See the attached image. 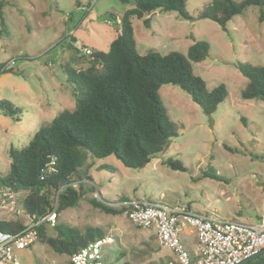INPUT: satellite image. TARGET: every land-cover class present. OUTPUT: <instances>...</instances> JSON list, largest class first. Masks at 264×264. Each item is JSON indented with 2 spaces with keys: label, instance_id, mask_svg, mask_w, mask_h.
Masks as SVG:
<instances>
[{
  "label": "rangeland",
  "instance_id": "rangeland-1",
  "mask_svg": "<svg viewBox=\"0 0 264 264\" xmlns=\"http://www.w3.org/2000/svg\"><path fill=\"white\" fill-rule=\"evenodd\" d=\"M3 3L6 27L0 19V67L15 60L16 72L8 73L9 79L1 78L0 101L11 102L21 114L11 118L0 112L2 176L10 169V148H25L60 112L75 110L66 71L89 67L91 59L83 56L86 48L108 52L118 34L111 15L123 16L131 8L118 0ZM211 3L189 0L185 11L196 18ZM105 16L109 18H102ZM148 18L149 29L144 20L132 19L140 55L151 51L186 54L195 40L205 41L211 55L204 62L192 64L194 74L206 82L208 91L225 85L228 94L208 116L179 87L164 85L159 94L178 136L163 153L136 170L124 167L113 156L89 159L93 180L86 181V193L77 207L62 212L54 225L47 224L46 232L55 236V225L62 223L79 233L94 228L111 235L115 242L110 264H162L169 258L153 231L135 226L125 211L119 215L105 212L91 199L106 206L127 200L163 201L204 216L250 224L264 215V101L241 98L248 80L236 66L238 62L264 66V22L259 21V9L250 8L233 18L227 32L212 21L184 20L175 12L156 11ZM224 145L237 153L228 152ZM169 158L179 161L186 172L163 165ZM73 186L81 189L79 183ZM19 194L18 206L24 191ZM0 220H19L25 225L31 221L8 208L2 199ZM16 254L19 264H70L69 257H60L38 242ZM118 254L120 261L115 259ZM258 262L253 260L251 264Z\"/></svg>",
  "mask_w": 264,
  "mask_h": 264
},
{
  "label": "trees",
  "instance_id": "trees-1",
  "mask_svg": "<svg viewBox=\"0 0 264 264\" xmlns=\"http://www.w3.org/2000/svg\"><path fill=\"white\" fill-rule=\"evenodd\" d=\"M118 1L131 8L123 16L111 15L118 34L108 52L93 49L88 68L66 71L75 110L60 112L35 134L28 146L20 150L12 147L8 152L10 169L6 175H0V187H11L16 191H22L17 189L18 186L27 187L20 207L32 222H38L53 211L56 199L58 216L78 206L86 193V181L93 180L90 173L93 165L88 164L89 159L113 156L124 167L136 170L144 168L148 160L155 159L169 147L178 134L161 100L162 86L179 87L208 116L214 114L227 98L225 85L208 91L206 82L193 71V63L210 58L209 43L195 40L186 54L171 52L161 55L151 51L140 55L134 38L133 18L144 20L149 29L150 19L146 18L151 14L175 12L184 20L212 21L227 32L228 23L233 18L255 7L259 9V21L264 22V0H212L196 18L185 11L189 0ZM3 9L4 3L0 0L1 24L6 27ZM4 65L0 67V74H15L14 71H3ZM236 66L248 80L241 98L264 101V66L240 62ZM0 112L5 117L16 118L21 109L1 100ZM224 148L237 153L227 145ZM52 161L55 163L50 170ZM162 164L171 170L186 172L177 160L169 158ZM75 183L81 185L80 190L75 189ZM91 203L113 215L125 211V208H111L96 199H91ZM26 225L19 220H0V232L17 234ZM46 227V223L37 227V242L60 257L71 258L105 236L98 229L88 228L79 233L62 223L55 225V236H49ZM119 255L115 257L117 261H120ZM263 260L264 256L259 258V261Z\"/></svg>",
  "mask_w": 264,
  "mask_h": 264
},
{
  "label": "built area",
  "instance_id": "built-area-1",
  "mask_svg": "<svg viewBox=\"0 0 264 264\" xmlns=\"http://www.w3.org/2000/svg\"><path fill=\"white\" fill-rule=\"evenodd\" d=\"M83 56L92 59L93 51L86 49ZM5 72L16 71V61L7 62ZM52 161L50 170H53ZM19 191L0 187V199L17 214H23L18 206ZM111 208H125L128 219L137 227L155 233L157 243L171 258L162 264H243L264 249V215L257 223L221 220L204 216L190 209L176 208L165 202L129 200L107 203ZM118 206V207H117ZM57 199L54 209L38 222L30 221L17 234L0 232V264H19L17 252L24 251L38 241L37 227L46 223L54 225L57 219ZM188 229V230H186ZM190 231L197 238V247L191 252L181 241L180 234ZM111 235L96 239L70 258L71 264H110L113 257ZM110 247V248H109Z\"/></svg>",
  "mask_w": 264,
  "mask_h": 264
},
{
  "label": "crops",
  "instance_id": "crops-1",
  "mask_svg": "<svg viewBox=\"0 0 264 264\" xmlns=\"http://www.w3.org/2000/svg\"><path fill=\"white\" fill-rule=\"evenodd\" d=\"M73 42V41H72ZM73 45H74V42L73 43H70V49H73ZM6 75H8V73L7 74H1L0 75V84H1V78L3 77V78H7V79H9V77H7ZM69 94H70V92H69ZM71 95V94H70ZM260 217L261 216H259L258 217V219H260ZM236 221V220H235ZM184 234H183V237H181V241H182V243L184 244V246L189 250V251H191V252H193L195 249H196V247H197V238L194 236L195 234H192V233H190V231H184L183 232ZM193 236V237H192ZM156 241H157V239H156ZM166 252V254L168 255V258L170 259L171 258V254L169 253V252H167V251H165ZM166 262V261H165ZM164 263V262H163ZM121 264V263H120ZM251 264V263H250Z\"/></svg>",
  "mask_w": 264,
  "mask_h": 264
},
{
  "label": "water",
  "instance_id": "water-1",
  "mask_svg": "<svg viewBox=\"0 0 264 264\" xmlns=\"http://www.w3.org/2000/svg\"><path fill=\"white\" fill-rule=\"evenodd\" d=\"M102 18H104V19H108L109 16H105V17H102ZM150 161H151V160H148L147 163H150ZM17 189H20V190H22V191H25V190H27V187L18 186ZM262 256H264V249H263L262 251H260L258 254H256L255 256L251 257L249 260H247V261H246L245 263H243V264H250L251 261H253V260H257V259H259V258L262 257ZM256 264H264V260H263V261H260V262H258V263H256Z\"/></svg>",
  "mask_w": 264,
  "mask_h": 264
}]
</instances>
